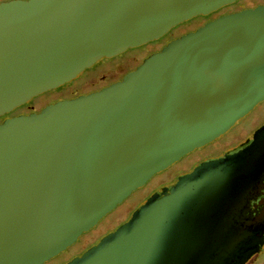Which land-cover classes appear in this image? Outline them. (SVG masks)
Wrapping results in <instances>:
<instances>
[{"label": "water", "instance_id": "1", "mask_svg": "<svg viewBox=\"0 0 264 264\" xmlns=\"http://www.w3.org/2000/svg\"><path fill=\"white\" fill-rule=\"evenodd\" d=\"M237 0L0 2V117L103 58ZM264 101V5L169 42L101 90L0 124V264H45ZM243 153L204 164L67 264H244L262 216L233 203Z\"/></svg>", "mask_w": 264, "mask_h": 264}, {"label": "rangeland", "instance_id": "2", "mask_svg": "<svg viewBox=\"0 0 264 264\" xmlns=\"http://www.w3.org/2000/svg\"><path fill=\"white\" fill-rule=\"evenodd\" d=\"M5 1L10 0H0V2ZM261 5H264V0H237L235 3L223 7L209 16H197L174 27L159 40L140 47L130 48L115 57L101 59L93 67L85 70L72 81L34 97L26 104L16 108L13 112L16 115L34 113L35 110L40 111L46 106L58 101L73 99L95 92L99 89L101 90L108 86L113 79H121L124 74H128L136 69L150 53L167 44L172 38L205 24L212 18L249 8H255ZM263 110L264 105L261 106L257 112L248 117L242 123L243 125L236 129L235 133H238L241 130H246L248 128L247 126H249L254 119L258 118ZM1 120L2 117H0V121ZM230 136H224L222 140L224 141ZM219 141L220 140H217L203 148L196 149L195 152L183 157L168 169L153 176L145 187L135 191L123 203L119 204L112 212L107 214L94 228L82 234L75 244L45 264H67L72 258L79 257L80 254H84L91 247L97 245L104 238L105 234L117 227L121 222L125 223L131 219L133 210H138V207L143 203L144 196L149 195L163 185L174 183L182 172L194 167L199 160L208 157L210 154L217 155L223 152L224 150L220 149L222 144ZM133 206H136V208L132 209ZM255 264H264V252L259 259V262Z\"/></svg>", "mask_w": 264, "mask_h": 264}, {"label": "flooded vegetation", "instance_id": "3", "mask_svg": "<svg viewBox=\"0 0 264 264\" xmlns=\"http://www.w3.org/2000/svg\"><path fill=\"white\" fill-rule=\"evenodd\" d=\"M218 17H220V16H218ZM218 17H216V18H218ZM216 18H212L211 20H214ZM211 20H209V21H211ZM203 25L204 24H202V25H200V26H198V27H196L190 31H187V32H185L179 36H176V37L172 38L169 42H171L172 40H174L176 38L181 37L184 34L195 31L196 29H198L199 27H201ZM167 44L163 45L161 48L150 53L149 56L152 55L153 53L160 51ZM149 56H147V57H149ZM124 75H126V74H124ZM124 75L121 77V79H118V80L113 79L109 83V85L122 80L124 78ZM263 105H264V101L259 103L249 114H247L245 117L240 119L225 134L221 135L219 138H217L211 142V143H214L215 141L220 140L219 142H221V144H222L220 149L224 150L223 152H221L220 154H217V155H211L210 154L208 157H205V158L199 160V162L194 167H192L191 169H189L185 172H182L177 177V179L175 180L174 183L163 185V186L159 187L157 190H155L154 192L150 193L149 195L144 196L143 203L141 205L139 204L140 205L139 207L136 205L138 207V210L141 207H143L148 202V200H150L152 197H161L165 191L171 190L180 181L181 178L192 174L196 169H198L202 165L208 164L210 162L217 161V160H220L222 158H225V157H228L230 155H234L238 152H241L244 155L240 161L241 168L237 171V173L240 175H243V177H245V178H244L243 189L241 191H239V196L236 197V200L233 203V209L236 212H239V211L244 212L246 219H254L255 217L262 216V218H261L262 221H261V224L259 225L258 228L261 231V233L259 234V237L264 239V110L261 111V114L258 118L254 119L249 124V126H247L248 128L246 127L247 128L246 130H241L240 132L235 133L236 129H238V127L242 126L243 125L242 123L248 117H250L252 114L257 112V110L260 109V107ZM40 111L35 110L34 113H38ZM28 114H31V113H28ZM28 114H25V115H28ZM18 115H22V114L16 115V114H14V112H12L8 115H5L2 117L0 124L5 119L10 118V117H14V116H18ZM230 134H231V136H230ZM227 135L230 136V137H228L229 139L226 138V140L223 141L222 139L224 138V136H227ZM211 143H209V144H211ZM209 144H207V145H209ZM207 145H205V146H207ZM205 146H203V147H205ZM203 147H201V148H203ZM195 150L192 151L191 153L195 152ZM191 153H189V154H191ZM145 186H143V187H145ZM136 206H133L132 209L136 208ZM135 213H136V211L133 210V215ZM133 215H132V217H133ZM127 222H125V223L121 222V224H119L117 227L113 228L110 232L105 234L104 237L115 232L118 228H120L122 225L126 224ZM263 252H264V240H263V244L260 246L258 252L255 253L244 264H255V263L259 262V259L262 257ZM82 255L83 254H80L79 257ZM72 259H75V258H72ZM72 259L70 261H72Z\"/></svg>", "mask_w": 264, "mask_h": 264}]
</instances>
